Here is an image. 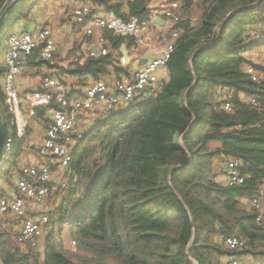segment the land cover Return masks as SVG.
Instances as JSON below:
<instances>
[{
    "label": "trees",
    "instance_id": "16d2710c",
    "mask_svg": "<svg viewBox=\"0 0 264 264\" xmlns=\"http://www.w3.org/2000/svg\"><path fill=\"white\" fill-rule=\"evenodd\" d=\"M11 1L0 0V16ZM37 1L13 9L0 40ZM83 1L125 18L147 15V0H127V11L124 0ZM182 12L168 80L85 133L73 155L69 186L64 195L57 191L61 201L50 212L43 250L18 243V232L5 230L0 217L1 264H227L234 253L225 239L232 235L246 241L240 254L264 259V64L246 55L264 45V0H183ZM104 36L108 55L87 57L62 73L82 78V86L88 84L84 78L129 74L119 50L135 41L110 31ZM38 53L30 56L31 64ZM248 65L256 68L258 81ZM76 89L71 85V96ZM221 89L233 91L232 111L224 108ZM0 105L5 140L14 118L1 82ZM38 110L43 115L46 109ZM214 142L220 145L212 147ZM24 143L16 140L0 169L2 179L10 181L19 170ZM231 157L243 163V184L231 185L224 176ZM216 160L224 161L220 171ZM256 196L262 211L245 202ZM65 226L75 251L56 237Z\"/></svg>",
    "mask_w": 264,
    "mask_h": 264
},
{
    "label": "built area",
    "instance_id": "2783aa9c",
    "mask_svg": "<svg viewBox=\"0 0 264 264\" xmlns=\"http://www.w3.org/2000/svg\"><path fill=\"white\" fill-rule=\"evenodd\" d=\"M147 1V15L142 18L135 15L125 18L112 9H95L89 3H80L74 8V22L83 28L86 36L95 37V42L100 44L98 56L110 53L104 31H110L118 37L131 38L136 45H141L145 44V35L150 25L157 23L156 19L164 21V32L161 35L164 48L131 75L122 74L112 81H95L83 92L72 96L68 84L61 79L60 74L69 69L77 58L60 60L61 50L51 29L40 27L21 34L13 33L7 38L2 89L5 104L14 118V130L4 140L0 169L14 150L16 140L23 138L27 129L20 124L23 106L16 89L18 76L35 51H39L37 60L50 69L48 74L43 75L40 87L31 97L35 106L49 109L46 134L36 150L39 161L20 164L19 177L13 184L11 195L0 189V216L10 215L19 221L16 236L18 243L38 249L41 247L40 240H43L49 230L50 212L53 210L48 205L51 192L53 189L61 192L67 190L74 152L91 126L112 111L126 108L144 93L151 95L157 89L160 74L166 68L180 34L179 29L174 26L184 21L185 16L182 12L183 0ZM246 69L251 79L258 81L260 75L256 68L248 65ZM232 97L233 91L228 89H221L219 92V98L227 111L233 109ZM249 101L253 106L258 105L255 97ZM242 166L240 158L226 159L223 173L229 184L245 183L247 176L242 173ZM245 202L255 210H263L258 196ZM71 245L75 247L76 241L72 240ZM225 245L234 253L227 259V264H264V259L239 253L245 250L246 241L237 235L227 237Z\"/></svg>",
    "mask_w": 264,
    "mask_h": 264
},
{
    "label": "crops",
    "instance_id": "0c3cea01",
    "mask_svg": "<svg viewBox=\"0 0 264 264\" xmlns=\"http://www.w3.org/2000/svg\"><path fill=\"white\" fill-rule=\"evenodd\" d=\"M126 1L127 0L123 1V11H127ZM80 3L88 2H84L83 0H39L32 5L28 15L21 18L11 28L13 30L9 35L13 33L21 34L23 31L36 30L40 27H48L51 29L57 46L61 50L59 55L60 60L69 61L77 58L73 65L77 62L83 64L87 57L98 56L101 46L99 43L95 42V37L86 36L83 28L74 22V8ZM89 4H91L95 9H108L97 3L89 2ZM162 25L163 23L159 22L152 23L150 25L149 30L145 35V44H135L134 46H129L127 43H123L121 45L119 50V63H121L122 67L129 70V75L146 65L148 61L158 55L164 48V44L161 39L162 32H164ZM0 44V69H2L5 73V54L8 46L7 37L3 41L0 40ZM124 50L127 51L128 59L123 53ZM94 52L95 54H92ZM34 60L35 63L39 62L37 58ZM35 63L31 64L28 59L22 69V73L18 76L16 81V89L23 106V112L20 116V124L27 127L25 136L17 139H25L23 151L18 163V169L20 164L35 163L39 161V156L36 150L37 146L46 134L47 120L49 119V109H46L45 113L40 115L38 109L41 107L35 106L31 97L32 94L40 87V80L43 75L48 74L50 69L46 65L39 66ZM122 74L127 73L121 72L117 75V73L111 72V74L105 75V77L101 79L112 81L114 78ZM60 75L61 79L68 84L69 88L71 85H74L77 88L76 90H80V92L77 93L83 92L93 82L98 81L84 78V80H87L88 84L86 86H82L80 84L82 78L80 79V77L68 76V74L63 73ZM160 78L161 80H168L169 73L167 68L162 70ZM0 82L3 83L2 77H0ZM212 145L216 147L219 146L220 143L214 142ZM18 177L19 170L14 174L10 181L2 179L3 182L0 184V189L4 190L8 195H11L13 193V184ZM0 217L5 221L3 224V228L5 230H13L16 233L18 232L19 221L17 219L10 215ZM39 249L43 250V246L41 245Z\"/></svg>",
    "mask_w": 264,
    "mask_h": 264
},
{
    "label": "rangeland",
    "instance_id": "374dc122",
    "mask_svg": "<svg viewBox=\"0 0 264 264\" xmlns=\"http://www.w3.org/2000/svg\"><path fill=\"white\" fill-rule=\"evenodd\" d=\"M13 29H9L8 32L6 33V35L3 37H1V41H3L7 35H9L11 32H12ZM0 47H1V44H0ZM247 55V54H246ZM251 60H253L254 62L256 63H259L261 65L264 64V45L262 46H258V47H255L254 50H252L251 52L248 53L247 55ZM212 147H214L212 145ZM224 161L222 160H216V170H219L220 171V168H221V165ZM1 178V177H0ZM2 178L0 179V184H2ZM59 189H53L52 192H51V195H50V199H49V206L51 209H55V207L60 203L61 201V197L58 196V192ZM59 193L61 195H64V192H61L59 191ZM57 226V225H56ZM55 226V227H56ZM49 231L45 234V237L43 238L42 240V246L44 248V245H45V241H46V238H47V235H48ZM57 239L59 237H62L63 238V242L64 244L66 245L67 248H74L73 245H71V241H70V237L68 235V232H67V228L66 226L63 228L62 232L59 233L58 235H56ZM71 251H75V248ZM228 259V258H225V260Z\"/></svg>",
    "mask_w": 264,
    "mask_h": 264
},
{
    "label": "water",
    "instance_id": "95a60500",
    "mask_svg": "<svg viewBox=\"0 0 264 264\" xmlns=\"http://www.w3.org/2000/svg\"><path fill=\"white\" fill-rule=\"evenodd\" d=\"M24 0H12L9 5L6 7V9L3 11V13L0 16V29L6 20L7 16L13 11L14 8H16L20 3H22ZM159 23H164L163 20L156 19ZM223 27V26H222ZM43 46V45H42ZM124 55L128 59L127 51L124 50ZM4 147V120H3V113L0 105V157L3 151ZM1 264V263H0Z\"/></svg>",
    "mask_w": 264,
    "mask_h": 264
}]
</instances>
